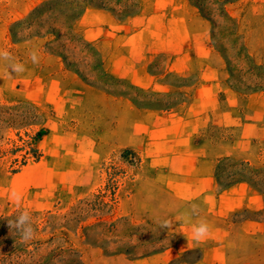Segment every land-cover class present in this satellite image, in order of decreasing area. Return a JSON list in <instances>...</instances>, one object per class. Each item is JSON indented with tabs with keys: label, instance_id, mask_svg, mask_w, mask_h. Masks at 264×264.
<instances>
[{
	"label": "rangeland",
	"instance_id": "374dc122",
	"mask_svg": "<svg viewBox=\"0 0 264 264\" xmlns=\"http://www.w3.org/2000/svg\"><path fill=\"white\" fill-rule=\"evenodd\" d=\"M0 48V264H264V0H0Z\"/></svg>",
	"mask_w": 264,
	"mask_h": 264
},
{
	"label": "clouds",
	"instance_id": "9594fccd",
	"mask_svg": "<svg viewBox=\"0 0 264 264\" xmlns=\"http://www.w3.org/2000/svg\"><path fill=\"white\" fill-rule=\"evenodd\" d=\"M29 58L33 64H38L40 61V50L38 47H33L29 50ZM0 63H3L7 70L14 74L24 73L26 66L23 62L17 61L11 52L6 48H0ZM17 205L23 199L22 193L12 190L10 192ZM196 206L193 205L192 214H195ZM12 227L16 229L21 238L25 241L31 240L35 236V227L32 220V214L29 210L23 209L18 212L15 219L11 222ZM166 226V225H165ZM192 239L195 242H200L205 239L210 233V224L206 219H200L191 227Z\"/></svg>",
	"mask_w": 264,
	"mask_h": 264
},
{
	"label": "crops",
	"instance_id": "0c3cea01",
	"mask_svg": "<svg viewBox=\"0 0 264 264\" xmlns=\"http://www.w3.org/2000/svg\"><path fill=\"white\" fill-rule=\"evenodd\" d=\"M76 26L80 28L83 38L93 40L97 38H111L118 36L119 23L115 17L106 10L98 8H84L76 20ZM132 40V37H128ZM209 96L204 97L205 99ZM203 98V99H204ZM201 99V101H203Z\"/></svg>",
	"mask_w": 264,
	"mask_h": 264
}]
</instances>
